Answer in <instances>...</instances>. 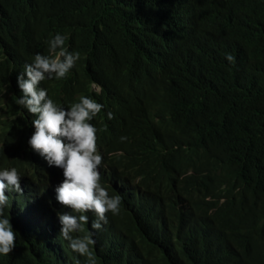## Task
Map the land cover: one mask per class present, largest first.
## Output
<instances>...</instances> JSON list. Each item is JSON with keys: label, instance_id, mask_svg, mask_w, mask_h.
I'll return each instance as SVG.
<instances>
[{"label": "trees", "instance_id": "1", "mask_svg": "<svg viewBox=\"0 0 264 264\" xmlns=\"http://www.w3.org/2000/svg\"><path fill=\"white\" fill-rule=\"evenodd\" d=\"M158 2L0 0L17 58L72 37L103 86L94 98L132 117L128 153L99 169L120 212L100 230L88 212L74 237L91 234L96 264H264V0ZM85 71L77 64L73 78ZM69 81L51 86L72 93ZM16 213V247L0 264H88L48 245L53 219L42 235Z\"/></svg>", "mask_w": 264, "mask_h": 264}, {"label": "clouds", "instance_id": "2", "mask_svg": "<svg viewBox=\"0 0 264 264\" xmlns=\"http://www.w3.org/2000/svg\"><path fill=\"white\" fill-rule=\"evenodd\" d=\"M7 35H0V255L8 256L16 247V232L7 217L16 209L20 229L45 235V218L54 220L46 239L63 259L70 247L88 264H96L91 234L74 233L84 231L88 212L96 217L93 230L107 224L108 213L119 214L122 197L109 196L99 169L109 163L106 155L128 153L132 139L126 131L132 130V117L119 116L94 98L103 86L89 61L79 63L72 37L66 49V37L57 34L49 42L51 55L37 53L33 61L17 58L19 39ZM77 64H85L86 71L73 78ZM53 79L70 80L72 93L55 90Z\"/></svg>", "mask_w": 264, "mask_h": 264}, {"label": "bare ground", "instance_id": "3", "mask_svg": "<svg viewBox=\"0 0 264 264\" xmlns=\"http://www.w3.org/2000/svg\"><path fill=\"white\" fill-rule=\"evenodd\" d=\"M180 172V171H179ZM174 174V173H173ZM181 176V175H180ZM174 177V176H173ZM172 179V178H171Z\"/></svg>", "mask_w": 264, "mask_h": 264}]
</instances>
